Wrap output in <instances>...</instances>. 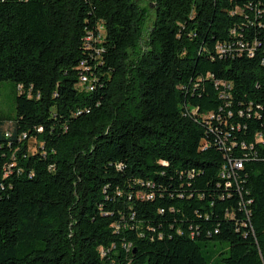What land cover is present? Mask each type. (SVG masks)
<instances>
[{
  "label": "trees",
  "instance_id": "1",
  "mask_svg": "<svg viewBox=\"0 0 264 264\" xmlns=\"http://www.w3.org/2000/svg\"><path fill=\"white\" fill-rule=\"evenodd\" d=\"M146 1L0 0V264H264V0Z\"/></svg>",
  "mask_w": 264,
  "mask_h": 264
},
{
  "label": "rangeland",
  "instance_id": "2",
  "mask_svg": "<svg viewBox=\"0 0 264 264\" xmlns=\"http://www.w3.org/2000/svg\"><path fill=\"white\" fill-rule=\"evenodd\" d=\"M142 6H148V2L146 0H139ZM155 10L153 6L149 8V17L147 21V25L145 28L147 30L152 25V22L155 20ZM15 96L16 93L10 82H0V112H4L6 114L15 113ZM8 127V124L6 125ZM38 142L36 139L32 138L29 140V148L30 151L33 152L37 149Z\"/></svg>",
  "mask_w": 264,
  "mask_h": 264
},
{
  "label": "built area",
  "instance_id": "3",
  "mask_svg": "<svg viewBox=\"0 0 264 264\" xmlns=\"http://www.w3.org/2000/svg\"><path fill=\"white\" fill-rule=\"evenodd\" d=\"M218 49H219L220 52L223 53L224 47L222 45H218ZM87 80H88L87 76H81V84L80 85L83 86V87L84 86L87 87V89H92L91 84H86ZM216 85L217 86H223V87H229L230 86V85H227V83H225V82H217ZM7 135H9V134H7ZM24 137H26V135H24ZM257 141L264 142L263 135L258 134L257 135ZM230 166H231L232 170L236 169V168H242V166H243L242 165V160H236V161L230 162ZM224 169L226 170L227 166H225ZM223 175H226V171H225V173H223Z\"/></svg>",
  "mask_w": 264,
  "mask_h": 264
}]
</instances>
